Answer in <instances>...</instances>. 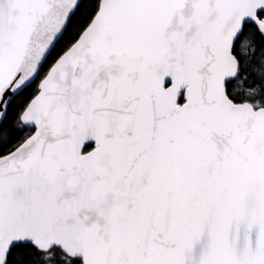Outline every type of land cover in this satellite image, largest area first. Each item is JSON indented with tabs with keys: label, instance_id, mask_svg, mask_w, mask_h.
<instances>
[{
	"label": "snow or ice",
	"instance_id": "6c2138e0",
	"mask_svg": "<svg viewBox=\"0 0 264 264\" xmlns=\"http://www.w3.org/2000/svg\"><path fill=\"white\" fill-rule=\"evenodd\" d=\"M0 264H264V0H0Z\"/></svg>",
	"mask_w": 264,
	"mask_h": 264
}]
</instances>
